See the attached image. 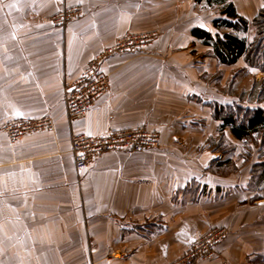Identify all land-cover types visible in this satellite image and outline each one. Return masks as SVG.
<instances>
[{
  "label": "crops",
  "instance_id": "1",
  "mask_svg": "<svg viewBox=\"0 0 264 264\" xmlns=\"http://www.w3.org/2000/svg\"><path fill=\"white\" fill-rule=\"evenodd\" d=\"M230 3L247 28L196 0H0V264H172L214 227L229 239L199 264H248L264 252V194L253 205L247 192L225 198L240 178L208 173L225 158L207 145L217 124L204 104L221 100L217 82L255 72L244 55L264 8ZM64 7L84 12L66 29L53 22ZM146 32L159 35L152 50L108 58V94L70 124L66 85L124 35ZM47 117L54 132L17 145L2 131ZM140 127L161 134L158 150L109 152L77 170L74 134Z\"/></svg>",
  "mask_w": 264,
  "mask_h": 264
},
{
  "label": "built area",
  "instance_id": "2",
  "mask_svg": "<svg viewBox=\"0 0 264 264\" xmlns=\"http://www.w3.org/2000/svg\"><path fill=\"white\" fill-rule=\"evenodd\" d=\"M83 15L78 7H64L54 18L56 26L66 28L71 21ZM159 39L156 32L126 34L116 44L97 55L88 65L85 73L74 83L66 85L64 105L70 124L83 120L89 111L110 90V80L101 71L103 63L111 57L121 55L144 54ZM55 125L51 117L37 121H19L7 124L2 131L12 145L22 142L27 136L42 132H54ZM162 145L161 134L145 127L119 130L102 136L74 134L72 137V155L78 171L109 152L119 151L127 154H144L158 150ZM226 227H214L198 237L186 254L172 264H199L216 257V248L229 237Z\"/></svg>",
  "mask_w": 264,
  "mask_h": 264
},
{
  "label": "trees",
  "instance_id": "3",
  "mask_svg": "<svg viewBox=\"0 0 264 264\" xmlns=\"http://www.w3.org/2000/svg\"><path fill=\"white\" fill-rule=\"evenodd\" d=\"M196 2H206L212 8L220 7L222 15L239 20L247 28V22L236 14L230 0ZM244 61L251 70L264 74V8L251 23ZM244 71L245 69L235 72L236 75L225 87L224 93L235 102L223 104L221 101H211L204 104L210 110L211 119L217 124V135L209 137L207 145L212 153L221 154L225 158L222 162H214L208 173L221 179L233 176L244 181L248 179L245 186L240 180L223 197L247 192L253 195L249 202L253 205L264 194V79H253L248 89L239 88L236 85L238 75ZM219 84L217 82L216 85ZM252 264H264V252L255 255Z\"/></svg>",
  "mask_w": 264,
  "mask_h": 264
},
{
  "label": "rangeland",
  "instance_id": "4",
  "mask_svg": "<svg viewBox=\"0 0 264 264\" xmlns=\"http://www.w3.org/2000/svg\"><path fill=\"white\" fill-rule=\"evenodd\" d=\"M78 8H80V7H78ZM80 9H82V8H80ZM83 11V10H82ZM83 15H84V12H83ZM83 15L81 16V17H83ZM80 17V18H81ZM78 20V19H77ZM66 29V28H65ZM242 41H243V39H242ZM239 45V44H238ZM234 47H236V46H234ZM240 47L241 46H239L238 47V52H237V54L236 55H239L240 53H241V49H240ZM152 48L153 47H151V48H149L148 50H147V52H150L151 50H152ZM146 52V53H147ZM146 53H144V54H146ZM195 53H197V58H200L201 56H203L205 53H207V52H205L204 50H203V48L202 47H198V49H196V51H195ZM140 55H142V54H140ZM215 62H213V60H208L207 62H206V71L204 72V78L205 79H207V80H212L211 78V76H215V73L214 72H216V73H218L219 74V72H218V70H217V67L215 66ZM232 75H233V73H231ZM241 77L239 78L238 77V80H237V82H236V85H238V87L239 88H244V89H248L249 87H250V85H251V83H252V81H253V79L254 80H256V81H261V80H263L264 79V74L263 73H261V72H251V73H247V74H245V72L243 73V72H241ZM231 80V79H230ZM219 83V82H218ZM227 86V82L226 83H221V81H220V84L218 85V87H216V88H214L215 90H216V93L218 92V96H220L221 98V102L223 103V104H231V103H233V99H231V98H229L225 93H224V91H225V87ZM238 88V89H239ZM219 93H221V94H219ZM219 101V100H218ZM235 102V101H234ZM241 180V183L244 181L242 178L240 179ZM239 182V181H238ZM261 222H264V220H261ZM261 231H262V233H264V227L261 229ZM201 236V235H200ZM199 236V237H200ZM230 236V235H229ZM228 239H229V237H228ZM182 258V257H181ZM180 259V258H179ZM178 259V260H179ZM254 260V257H252V258H249L248 259V261H247V263L248 264H252V261ZM210 261V260H209ZM176 262V261H175Z\"/></svg>",
  "mask_w": 264,
  "mask_h": 264
}]
</instances>
